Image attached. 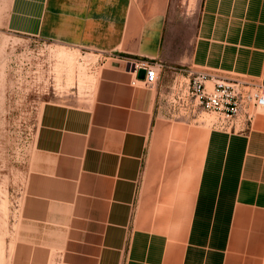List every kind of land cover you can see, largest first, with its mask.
<instances>
[{"label":"crops","instance_id":"1","mask_svg":"<svg viewBox=\"0 0 264 264\" xmlns=\"http://www.w3.org/2000/svg\"><path fill=\"white\" fill-rule=\"evenodd\" d=\"M172 11L10 0L7 30L97 57L44 102L20 200L29 237L65 264H264V119L241 132L172 119L160 101L173 74L146 88L128 70L144 58L262 77L264 0H202L190 37Z\"/></svg>","mask_w":264,"mask_h":264},{"label":"rangeland","instance_id":"2","mask_svg":"<svg viewBox=\"0 0 264 264\" xmlns=\"http://www.w3.org/2000/svg\"><path fill=\"white\" fill-rule=\"evenodd\" d=\"M9 3L0 0V264H65L30 238L35 231L21 220L20 200L44 102L74 92L87 71L84 61L97 57L7 30ZM201 4L170 0L184 36H191ZM245 80L264 84V73ZM258 115L264 119V110Z\"/></svg>","mask_w":264,"mask_h":264},{"label":"built area","instance_id":"3","mask_svg":"<svg viewBox=\"0 0 264 264\" xmlns=\"http://www.w3.org/2000/svg\"><path fill=\"white\" fill-rule=\"evenodd\" d=\"M166 69L173 77L160 105L172 119L206 123L223 132H241L251 128L264 110V84L228 79L193 68L166 67L144 58L128 63V70L134 74L131 84L140 83L146 88H153L159 73ZM139 70L145 72L143 79L137 77Z\"/></svg>","mask_w":264,"mask_h":264},{"label":"water","instance_id":"4","mask_svg":"<svg viewBox=\"0 0 264 264\" xmlns=\"http://www.w3.org/2000/svg\"><path fill=\"white\" fill-rule=\"evenodd\" d=\"M144 74H145L144 70H139V71H138V74H137V77H138L139 79H143V78H144Z\"/></svg>","mask_w":264,"mask_h":264},{"label":"bare ground","instance_id":"5","mask_svg":"<svg viewBox=\"0 0 264 264\" xmlns=\"http://www.w3.org/2000/svg\"><path fill=\"white\" fill-rule=\"evenodd\" d=\"M90 56V55H89Z\"/></svg>","mask_w":264,"mask_h":264}]
</instances>
